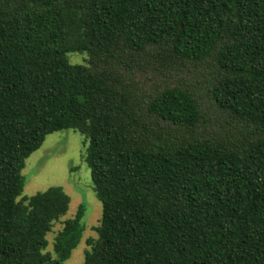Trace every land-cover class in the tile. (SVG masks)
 Instances as JSON below:
<instances>
[{
    "label": "trees",
    "instance_id": "16d2710c",
    "mask_svg": "<svg viewBox=\"0 0 264 264\" xmlns=\"http://www.w3.org/2000/svg\"><path fill=\"white\" fill-rule=\"evenodd\" d=\"M61 130L102 204L84 264H264V0H0V264L81 243L83 205L47 238L62 187L19 199Z\"/></svg>",
    "mask_w": 264,
    "mask_h": 264
},
{
    "label": "rangeland",
    "instance_id": "374dc122",
    "mask_svg": "<svg viewBox=\"0 0 264 264\" xmlns=\"http://www.w3.org/2000/svg\"><path fill=\"white\" fill-rule=\"evenodd\" d=\"M74 64H83L82 56L69 55ZM85 137L73 130H61L47 136L41 148L26 159L23 169L25 185L19 199L30 197L53 186L62 187L70 197V207L65 216L56 223L53 232L48 234L51 242L62 229V222L74 218L80 207L86 208L82 223L83 238L72 252L71 258L63 264H84L87 240L96 238V228L102 218V204L93 190L90 168L83 158ZM52 250V245L48 248Z\"/></svg>",
    "mask_w": 264,
    "mask_h": 264
}]
</instances>
